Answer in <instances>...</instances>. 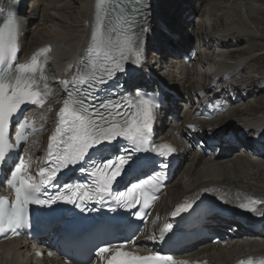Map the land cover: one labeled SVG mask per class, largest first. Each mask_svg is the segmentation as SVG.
Returning <instances> with one entry per match:
<instances>
[{
  "label": "bare ground",
  "instance_id": "6f19581e",
  "mask_svg": "<svg viewBox=\"0 0 264 264\" xmlns=\"http://www.w3.org/2000/svg\"><path fill=\"white\" fill-rule=\"evenodd\" d=\"M10 1L0 0V6H7ZM61 1L30 0L21 11L25 35L19 41L23 60L51 49L44 54L48 57L47 70L63 80L75 75L89 57L97 8L96 0H68L67 7L59 6ZM153 6L148 12L147 25L157 34L147 43V48L155 47L164 56H150L147 68L164 80L169 90L181 92V98L187 96L192 101L202 91L206 96L225 100L230 109L213 123L197 124L202 134L212 140L211 148H218L205 153L196 150L194 140L186 134L192 122L191 111L181 110L184 102L173 104L180 109L182 118L170 131L178 138H169L180 148V173L157 206L159 216L166 219L182 199L210 189L250 194L264 213V158L254 160L241 153L223 161L225 154L221 153L226 146L241 150L235 142L246 146L240 137L242 131L251 134L250 137L256 132L264 133V65L256 66L264 59V0H155ZM190 18L193 19L189 22ZM174 20L178 24L173 27ZM172 36L177 39L173 40ZM186 37L194 40L189 49L199 48L200 52L196 53L200 60H195L191 67L180 61L165 71L163 61L174 54L186 53V46L190 45ZM213 47L217 48L215 54ZM145 81L144 71L127 80L130 85L142 87L146 86ZM54 93L53 103H59L63 98L60 87ZM38 113L41 119L48 116ZM50 117L44 126L52 125ZM32 150L36 159L43 152L39 145ZM257 236L251 243L238 240L239 244L220 249L217 254L206 252L218 264H231L242 257H264V238ZM35 260L32 249L20 241L0 246V264H48Z\"/></svg>",
  "mask_w": 264,
  "mask_h": 264
},
{
  "label": "snow or ice",
  "instance_id": "6c2138e0",
  "mask_svg": "<svg viewBox=\"0 0 264 264\" xmlns=\"http://www.w3.org/2000/svg\"><path fill=\"white\" fill-rule=\"evenodd\" d=\"M103 3L104 0H101V5ZM134 3L136 6L127 10V16L124 15L123 5L117 4L116 8L112 9L122 20L119 27L113 26L112 17L107 12L97 15L96 29L89 49V55L92 56L90 64L85 65V70L73 76L71 80L59 82L67 90V98L64 99L59 112L60 126L51 136V145L45 158L48 166L40 169L39 182H35L31 176H26L28 164L25 159L20 158L8 180L15 192L14 202L9 205L8 201L0 199V234L16 233L18 229L30 227V206L33 205L51 207L58 201H64L84 210V201L95 200L100 203L108 197L114 198L116 205L125 209L139 205V211L142 212L150 207V200L156 199L153 193L160 191L166 171L157 172L119 193L113 192L112 186L121 176L127 163L123 156L106 160L91 168L89 175L93 178L95 196L87 190L81 193L80 190L84 188L82 184L75 189L73 185L66 184L62 188L64 191L54 194L47 191L56 187L53 181L62 169L82 161L92 148L104 142L111 143L117 138L128 141L137 152L151 151L164 158L174 152L168 144L150 147L155 118L153 109L161 107L166 102L165 99H156L138 86L130 90V94L134 93L137 97L135 100L128 99L123 92H118L125 85L119 83L117 74H128L136 68L142 69L145 34L151 31L147 25V16L151 9L150 0H134ZM17 30L18 21L11 15L4 27L0 28V164L21 140L26 139L23 129L28 125V120L23 118V122L19 123V130L15 133L16 144L8 140L7 130L13 117L21 111L22 105L43 108L47 102L46 97L50 95L47 77L36 57L32 58L31 63H18L13 70L18 54ZM50 51L51 49H46L45 53ZM113 78H116L117 82L110 90L111 95L100 99L98 104H93L92 101L97 99L98 86ZM81 85L87 87L81 88ZM125 106L127 111L123 110ZM164 167L166 168V165ZM147 189H151V192ZM221 199L225 204L231 203L227 197ZM191 208L192 204L184 205L177 208L172 215L178 216ZM172 229L171 223L166 224L160 233L161 240L164 239L165 233L171 232ZM107 251V247H99L96 256L103 259ZM122 257L138 264H188L187 261L174 260L171 255L139 257L125 252H117L106 264H127V261H121Z\"/></svg>",
  "mask_w": 264,
  "mask_h": 264
},
{
  "label": "rangeland",
  "instance_id": "374dc122",
  "mask_svg": "<svg viewBox=\"0 0 264 264\" xmlns=\"http://www.w3.org/2000/svg\"><path fill=\"white\" fill-rule=\"evenodd\" d=\"M62 3V4H61ZM69 3V4H68ZM70 5V1L68 0H62L60 3H59V6H64V7H67ZM200 15V13H199ZM188 39V37H186ZM264 65V59L261 60L259 63L256 64V66H263ZM222 126V124H220ZM220 125L218 127H220Z\"/></svg>",
  "mask_w": 264,
  "mask_h": 264
}]
</instances>
